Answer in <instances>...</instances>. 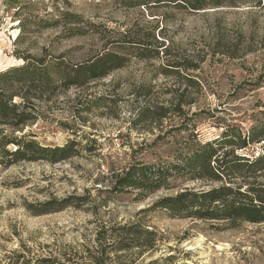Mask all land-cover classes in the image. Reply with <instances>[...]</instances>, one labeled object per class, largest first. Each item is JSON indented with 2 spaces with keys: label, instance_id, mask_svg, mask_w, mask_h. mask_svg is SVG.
Wrapping results in <instances>:
<instances>
[{
  "label": "rangeland",
  "instance_id": "rangeland-1",
  "mask_svg": "<svg viewBox=\"0 0 264 264\" xmlns=\"http://www.w3.org/2000/svg\"><path fill=\"white\" fill-rule=\"evenodd\" d=\"M236 2L188 12L113 0H0V71L22 64L20 54L75 64L103 49L124 53L128 43L123 40L150 32L171 52L150 60L129 55L124 67L81 87L31 91L40 96L32 98L39 118L22 131L3 128L2 134L30 133L50 147L74 140L79 154L57 163L0 164V264L14 253L88 262L102 227L134 224L148 232L135 239L118 230V241L127 245L110 252L107 264H264V223L198 220L152 209L162 197L209 185L188 182L140 200L133 199L134 192L110 198L107 191L110 177L138 161L171 160L192 130L181 125H194L200 140H210L227 123L250 126L264 108V7L255 6V0ZM65 10L83 21H61ZM54 20L60 21L51 24ZM180 55L199 64L189 71L201 86L199 92L190 90L194 102L182 106V113H152L139 120L145 104L156 111L170 106L169 91L183 80L161 68ZM98 96L114 102L108 98L105 106L83 109ZM258 150L257 144L248 153ZM111 239L104 234L102 242ZM145 240L153 241L151 248L139 245Z\"/></svg>",
  "mask_w": 264,
  "mask_h": 264
},
{
  "label": "trees",
  "instance_id": "trees-1",
  "mask_svg": "<svg viewBox=\"0 0 264 264\" xmlns=\"http://www.w3.org/2000/svg\"><path fill=\"white\" fill-rule=\"evenodd\" d=\"M113 1L123 6L133 7L173 6L188 12L206 8L234 7L237 3V0ZM255 6L264 7V0H255ZM61 15V21L65 23L79 24L83 21L82 16L68 10L63 11ZM54 21L51 24H57L60 20ZM123 41L128 43L127 47L123 45V48H127L124 53L103 49L104 51L92 58L75 64L66 63L61 57L49 62L45 57L35 58L20 54L17 56L23 58L22 64L1 70L0 164L10 166L21 161L38 160L57 163L79 154L78 142L74 140L62 146L50 147L40 144L32 138L33 135L30 133L19 136L2 134L3 128H8L11 133L22 131L25 126L39 118L32 98L38 99L40 96L31 91L48 92L51 87L55 89L60 85L63 89L71 86L81 87L89 81L106 77L113 70L124 67L130 59L129 55L140 60H150L158 58L160 52L164 55L171 54L167 47H162L163 44L155 38L153 32L133 36ZM260 45L264 48V39ZM198 68V63L194 64L183 55L166 61L161 68L162 73L183 81L171 87L170 106L156 111L145 104L138 114L139 120L147 119L152 113L160 117L169 111L182 113V106H189L194 102L190 90L196 89L199 92L201 89L196 76L189 72ZM14 97L18 98V101ZM108 98L114 102L111 97L98 96L90 104H86L83 109L88 110L92 104L93 106H105L107 105L105 99L108 100ZM222 127V131L216 137L202 141L193 132L194 125L189 126V123L181 125L180 129L190 131V128L192 130L179 142L174 150L173 158L156 162L138 161L123 173L114 174L109 178L111 186L107 191L110 198L134 192L133 199L140 200L161 189L172 190L188 182H201L209 187L196 190L184 189L174 195L162 197L153 203L152 209L161 208L174 216L198 220L264 223V108L253 117L252 124L248 127L229 123ZM257 144L261 146V150L249 154V148L254 150ZM9 145L14 146V149H9L7 147ZM78 199L81 200V198ZM118 230L135 239L146 231L135 224L102 227L96 234V253H88V262H73L69 257L59 258L53 254L23 258L21 253H14L7 264H107V260L108 262L112 260L110 252H116L127 245L121 244V240L118 241ZM104 234L112 237L110 242L105 240V244L102 242ZM152 242V240H145L139 245L151 248Z\"/></svg>",
  "mask_w": 264,
  "mask_h": 264
}]
</instances>
